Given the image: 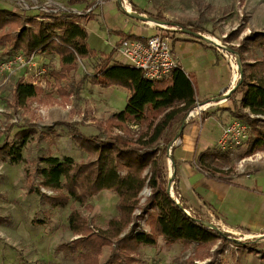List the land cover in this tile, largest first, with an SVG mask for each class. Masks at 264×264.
<instances>
[{"label": "trees", "instance_id": "1", "mask_svg": "<svg viewBox=\"0 0 264 264\" xmlns=\"http://www.w3.org/2000/svg\"><path fill=\"white\" fill-rule=\"evenodd\" d=\"M80 2L71 0L72 4ZM132 6L134 11L147 14L137 5L132 3ZM149 17L165 21L159 13ZM84 20H93L91 12L83 17L73 13H45L29 17L25 13L0 9L3 57L18 53L27 60L35 55L58 56L59 71L54 74L57 85L76 72L80 62L100 57L94 72L84 75L83 80L103 89L120 87L129 92L125 109L111 116L109 127L99 124L104 128V138L100 135L86 136L74 124H66L73 139L87 152V161L76 162L71 158L61 161L53 156L42 158L37 163L41 167L37 166L35 170L40 180L36 188L29 169L25 171L28 192L36 193L50 209L64 208L73 201L68 228L78 238L72 240L71 245H62L61 249L76 254L78 264H100L103 249L115 244V251L105 264H131L140 246L154 247L160 238L168 245L196 244L200 250L220 239L226 241L225 237L205 227L202 220L184 211L186 207L175 188V195L183 207L169 192L167 150L172 137L168 135L200 103L192 76L179 66L168 79L151 81L144 77L142 71L114 61L115 50L97 57L88 45L89 33ZM136 38L123 35L117 46L124 40ZM238 51L243 61V77L232 95L241 94L239 110H248V113L236 115L252 128L245 153L248 157L264 152V33H250L244 37ZM58 91L61 100H68L67 90L59 88ZM42 94V89L21 77L14 89L13 106L25 110L29 102ZM48 99L53 101L50 96ZM206 117L202 114V123ZM130 125L138 126L139 131L134 132ZM112 126L122 133L113 135ZM30 134L28 130L21 131L17 139L24 142ZM0 156L10 158L13 163H21L22 145L5 143L0 147ZM228 160L229 154L219 149H207L197 157L202 171L223 181H229L228 172L221 169ZM171 161L174 166L173 158ZM146 187L151 190V195L141 207L140 195ZM41 188L52 191L54 195L43 193ZM104 191L118 196V214L107 222L106 227L95 229L74 204L91 209L89 200ZM137 210H141L139 217L135 215ZM145 216L151 229L148 233L139 231L138 221ZM225 244L222 243L214 253H223ZM260 254L264 259V253ZM213 263L212 260L210 264Z\"/></svg>", "mask_w": 264, "mask_h": 264}, {"label": "rangeland", "instance_id": "2", "mask_svg": "<svg viewBox=\"0 0 264 264\" xmlns=\"http://www.w3.org/2000/svg\"><path fill=\"white\" fill-rule=\"evenodd\" d=\"M80 1L82 3L72 4L71 0H0V9L25 13L29 17L42 16L45 13H73L83 17L90 11L83 3L88 1ZM139 1L148 6L147 14H145L148 18L159 13L165 19L163 22H168V26L172 25L169 23H173V25L185 27L198 35L215 38L237 53L244 37L250 33H264V0ZM110 2L115 1L99 0L94 4H97L95 9H98L99 13L101 7ZM137 14L140 13L137 12ZM92 16L95 18L96 14L95 16L92 14ZM106 18L109 28H113L112 20L117 23L121 20L123 28L125 27L127 30L126 35L129 34L132 25L129 26V23H126L127 17L122 10L118 8L110 11ZM89 21L84 20L83 22L86 24ZM100 29L98 22L91 20L87 30L91 34V44L88 43V45L96 52L97 57L113 52L112 49L105 48L107 46L102 36L104 33ZM155 30L152 26L148 35L155 34ZM144 35H147L146 31ZM171 37L175 40V36ZM205 43L211 45L207 41ZM3 49L0 47V147L5 143L22 145L23 161L13 163L10 158L0 156V264H78L76 254L61 249L62 245H71V241L78 238L73 236L68 228V217L73 201L71 200L69 205L64 208L50 209L36 193L28 192L25 171L29 169L34 178L32 181H35L34 188H36L40 180L35 170L37 166L41 167V164L37 165V163L42 158L53 156L61 161L65 158H71L76 162L87 161V152L76 143L72 137L71 129L66 124H74L75 128L80 129L86 136L100 135L104 138V128L99 124H103L105 128L109 127L111 116L125 109L129 92L120 87L103 89L83 80L84 75L94 72L95 66L101 60L100 57L79 63L77 71L57 85L54 74L59 71V63L56 56L42 55V58L35 59L34 66H29L31 68L12 66L2 69L3 63L13 58V55L3 57L1 55ZM185 49L188 50L187 47ZM194 54L197 56L198 53L194 52ZM239 56L241 58L240 54ZM181 59L186 66L192 61L193 56L184 59L181 54ZM116 61L123 62V58L117 54ZM195 61H192V64ZM16 68L15 73L9 76V72ZM43 69L48 73L39 77L42 82L47 83L46 85L36 84L43 90V94L29 102L28 108L25 110L15 108L13 93L18 79L24 77V80L30 83L38 82V75L35 73ZM201 78V85H209L210 88L225 83L223 70L218 74L213 71L210 74L204 71ZM239 82L240 76L232 84L234 88L238 86ZM59 88L67 90L68 100H61ZM48 96L53 101H50ZM232 96L234 97L232 99L236 98V95L231 94L223 98L222 102L216 100L218 103L204 114L219 111V105L223 102L226 103ZM235 110L238 115L246 113L239 110L238 106ZM226 125L227 123L223 124V127ZM130 127L134 132L139 131L138 126L130 125ZM24 130L30 131L31 134L26 141L22 142L17 139V134ZM110 130L113 135L122 133L115 126H112ZM248 148L249 145L240 149L236 154L229 155L228 162L221 165L222 171L228 172V178L234 180L240 174L252 175L256 171L264 169V152H257L247 157L245 153ZM213 149H219L218 142L213 144ZM167 168L169 183L171 171L168 158ZM242 169L245 170V173L241 172ZM258 177L264 179V174L258 175ZM41 191L47 195H54L52 191L44 188H41ZM150 195L151 190L146 187L140 195L141 207L145 206ZM118 201V196L115 193L104 191L89 200L91 209L80 207L79 204L74 205L80 209L91 226L100 229L106 227L107 222L117 216ZM140 213L141 210H137L136 217H139ZM204 221L211 222L210 220ZM138 223L139 231L150 232L147 216L139 219ZM230 231L234 235L228 236L236 239H242L241 236L244 235L248 236L243 231L235 229ZM228 236L225 237L227 242L220 239L214 245L203 250L198 249L196 244L168 245L162 239L154 247L140 246L133 255L134 262L131 264H210L212 260L213 264H264L263 255L260 254L264 253V236L259 240L253 238L241 242L228 240ZM222 243H226L225 251L216 255L214 251L221 247ZM114 247H116L115 244L103 249L100 264H105L113 255ZM247 247H253L252 250L250 249L252 252L248 250L249 248L246 249Z\"/></svg>", "mask_w": 264, "mask_h": 264}, {"label": "crops", "instance_id": "3", "mask_svg": "<svg viewBox=\"0 0 264 264\" xmlns=\"http://www.w3.org/2000/svg\"><path fill=\"white\" fill-rule=\"evenodd\" d=\"M87 1L83 2L87 7L93 3L87 10L94 16L96 14L92 21H97L101 28L100 30L104 33L102 36L107 46L105 48L114 51L117 44L122 40L123 35H126L127 30L125 27L123 28L121 20L119 23L112 20L113 28H109L106 17L110 11L120 9L119 5L116 2L107 3V5L101 7V12L98 13V9H95L97 4H94L99 0H95V2L93 0ZM131 2L137 5L139 9L145 12L148 11V6L142 1L131 0ZM142 15L146 16L145 14ZM133 19L132 17H127L126 19V23H129V26L132 25L128 35L142 38L149 36L150 28L146 27L142 21ZM90 23L91 21L85 24L87 30ZM145 31L147 32L146 36L144 35ZM90 36L91 34L89 33V44H91ZM172 50L178 58L181 69L187 75H191L195 81L200 103L219 100L224 94L232 91L233 75L229 64L214 46L202 40L178 36L175 37V40L173 39ZM194 52L198 53L197 56H195ZM117 54L116 51L113 58L114 61H116ZM181 54L184 59L192 55V61H196L193 64L191 61L185 66L181 61ZM43 56L36 55L35 59L37 60ZM56 57L59 63V58L58 56ZM221 70L224 71L225 76L223 85H216L212 88L209 85H201L202 72L207 71L210 74L213 71L218 74ZM232 98L234 97H230L226 103L223 102L219 105V111L203 114L207 115L204 123H202V116L190 119V122L188 120L184 124L183 121L169 133L168 136L172 137V142L176 140L178 133H181L173 149L174 166L170 160L174 173V188L180 195L187 211L196 218L203 221L210 220V223L215 225H227L241 232L243 231L250 237L263 238L264 179L258 177V175L264 174V169L258 170L252 175L240 174L234 180L229 178V181H223L211 177L207 172L202 171L197 163L198 155L207 149H212L213 144L218 142L221 137L223 124H228L238 119L235 109L236 106L239 108L242 95L238 94L235 99ZM244 112L248 113V110H244ZM241 172L245 173V170L242 169ZM160 240L162 238L158 240V244Z\"/></svg>", "mask_w": 264, "mask_h": 264}, {"label": "built area", "instance_id": "4", "mask_svg": "<svg viewBox=\"0 0 264 264\" xmlns=\"http://www.w3.org/2000/svg\"><path fill=\"white\" fill-rule=\"evenodd\" d=\"M120 7V9L125 13L127 17H132L136 15L137 12L134 11L131 0H114ZM146 27L152 28V26L156 29L155 34L149 35L146 38L137 37L136 39H128L122 41L120 46H116L115 50L117 53L123 58V62L133 68H136L143 72L144 77L151 81H161L164 79H168L172 72L179 67L178 58L174 55L172 50L173 37H190L193 39L202 40L204 42H209L213 45L223 56V58L228 61L229 67L231 69V73L233 75V82L238 79L240 76L241 70H243V63L239 54L233 50H231L228 45L221 44L218 40L211 37H206L208 40H203L198 36L192 35L189 33V29L185 27H181L179 25H170L168 26L161 20H153L142 22ZM191 32V31H190ZM170 33V34H169ZM36 56V55H35ZM35 56L31 57L29 60L21 54L13 55L12 60H6L2 65V69H7L12 66H17V68H26L29 66L35 65ZM12 70L9 72V76L14 74L17 70ZM31 68V67H29ZM48 71L43 69L42 71H38L35 75H38V82L33 81L32 83L36 85L39 83L40 85H46L47 82L41 80V77L44 74H47ZM42 84H41V83ZM234 89V85H232V90ZM230 93V92H229ZM229 93L223 95V97L217 101L222 102L223 98L228 97ZM216 100L210 101L207 103H198L197 107L191 111L186 119L184 120V124L188 122L190 119L199 118L207 112L212 106L216 105L218 102ZM181 133L179 132L176 140L172 142L168 146L167 157L169 161L173 156V149L177 144V140L180 137ZM252 137V128L248 123L242 120H233L223 127L221 132V137L218 140L219 150L228 153L229 155H234L239 152L240 149L244 147H248L249 142ZM243 168V167H242ZM170 171L171 176L169 182L170 193L171 196L174 197L181 207H183L179 201V199L175 196L174 193V177L172 172V166L170 163ZM184 211L192 216L187 209ZM208 229L216 232L217 234L227 237L228 235H234L230 230L234 229L227 225H215L213 223H208L206 221L201 222ZM223 227V228H222ZM227 229L225 230L224 229ZM237 230V229H235ZM242 239H236L231 236H228V240L241 242L242 240H250L255 239L257 237L250 236H241ZM240 237V238H241ZM258 240L261 238H257Z\"/></svg>", "mask_w": 264, "mask_h": 264}, {"label": "water", "instance_id": "5", "mask_svg": "<svg viewBox=\"0 0 264 264\" xmlns=\"http://www.w3.org/2000/svg\"><path fill=\"white\" fill-rule=\"evenodd\" d=\"M132 18H134V19H136V20H140V21H142V22L153 21V19H150V18H148L147 16H144V15H142V14H136V15H133ZM166 24H167V23H166ZM189 33L192 34V35L198 36V37H200V38L203 39V40H208L206 37L201 36V35H198V34H196V33H194V32H190V31H189ZM242 77H243V70H241V72H240V82H241V80H242ZM235 89H236V87L230 92V94H229L228 96H230V95L233 93V91H234ZM170 186H171V183L169 182V192H170ZM201 222H202V221H201Z\"/></svg>", "mask_w": 264, "mask_h": 264}]
</instances>
